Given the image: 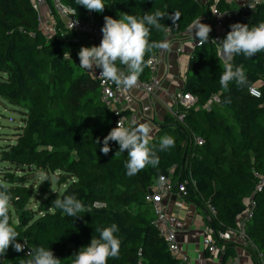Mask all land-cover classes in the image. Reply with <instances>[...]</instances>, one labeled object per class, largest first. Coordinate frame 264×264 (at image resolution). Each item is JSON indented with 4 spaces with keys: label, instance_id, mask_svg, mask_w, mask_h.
I'll return each mask as SVG.
<instances>
[{
    "label": "trees",
    "instance_id": "1",
    "mask_svg": "<svg viewBox=\"0 0 264 264\" xmlns=\"http://www.w3.org/2000/svg\"><path fill=\"white\" fill-rule=\"evenodd\" d=\"M61 1L83 20L92 13L101 27L105 16L119 19L127 13L142 17L157 9L181 13L174 25L171 20L162 21L173 33L187 31L200 17L213 23L214 7L233 13L224 38L234 23L252 27L264 21V0L254 10L229 0H104L102 13L90 12L75 0ZM47 3L52 7L53 0ZM58 25L57 33L46 37L30 0H0V72L4 74L0 97L20 107L24 115L20 130L0 147V161L11 164L0 170V181L7 183L12 196L10 224L19 233L17 242L26 241L22 252L10 246L5 262L20 264L28 258L30 248L43 246L50 248L61 264H72L74 254L88 246L93 235L98 236L95 228L116 223L119 232L115 235L121 240L119 258H109L107 264H190L173 255L145 198L159 177L167 175L176 183L185 181L182 194L206 211L213 233L236 228L246 210V198L253 196L256 206L246 232L254 246L247 248L253 264H264V183L257 190L264 176V52L248 59L234 56L230 62L244 66L248 84L238 88L233 82L225 89L219 77L223 64L229 61L221 58L211 35L205 44L196 46L181 89L183 94H193L195 102L174 105L182 120L168 112L157 124L150 146L157 150L158 167L148 166L129 177L124 167L127 153L118 152L116 142L109 141L107 155L100 151L118 119L101 101L99 80L78 65L80 48L98 44L87 33L67 30L60 21ZM167 35V30L152 28L149 39L163 41ZM149 76L146 67L139 78ZM253 85L260 87L261 97L249 94ZM216 94L219 103L201 108ZM2 135L0 139H4ZM164 136L174 138L175 144L160 151ZM197 137L203 139L202 144ZM37 171L46 175L47 181H32ZM67 195H75L91 213L74 218L55 208L54 200ZM210 207L216 209L215 214ZM239 245L243 244L221 242L220 264H228Z\"/></svg>",
    "mask_w": 264,
    "mask_h": 264
},
{
    "label": "clouds",
    "instance_id": "2",
    "mask_svg": "<svg viewBox=\"0 0 264 264\" xmlns=\"http://www.w3.org/2000/svg\"><path fill=\"white\" fill-rule=\"evenodd\" d=\"M76 5L83 6L90 12L102 13L105 9L104 0H75ZM181 13L179 11L168 13L159 9L154 12H145L142 17L123 13L119 19L111 16L104 17V25L101 28L102 39L98 46H82L78 52L79 66L89 72L95 73L100 69L99 76L110 80L117 88L132 90L137 87L139 77L144 69L151 64V60H145L146 55L159 49L162 53L170 50L167 41H151L150 31H166L169 26L162 23L163 20H171L176 24ZM77 22L73 24L75 27ZM226 38L218 41L222 54L227 61L223 64V72L219 77L222 88H229L230 83H235L238 88L248 84L244 66L234 65L232 58L243 55L246 59L252 58L257 53L264 52V21L249 27L248 24L234 23ZM191 32L200 45L209 41L212 28L209 24L202 23L201 17L188 25ZM213 41H217L213 39ZM123 66V70L117 64ZM230 102V101H228ZM150 126L133 121L129 126H124L120 120L116 127L112 128L103 139V147L100 151L107 155L111 148L109 141L119 145L118 152L127 153L128 160L124 167L129 177L138 174L146 167H158L160 158L157 150L150 146ZM99 144V139L96 140ZM175 144L174 138L164 136L159 143V150L166 151ZM41 179L47 181L48 177L41 174ZM11 193L7 183L0 181V258L6 256L11 246L16 252H22L26 248L24 243L17 242L19 233L10 224ZM54 207L62 210L69 217L81 218V213H91L84 203L75 195H67L54 200ZM97 235H93L90 244L82 247L75 255L72 264H107L109 258L118 259L121 240L115 235L119 232L116 223L108 227L95 228ZM20 264H61L50 248L43 246L30 248Z\"/></svg>",
    "mask_w": 264,
    "mask_h": 264
},
{
    "label": "built area",
    "instance_id": "3",
    "mask_svg": "<svg viewBox=\"0 0 264 264\" xmlns=\"http://www.w3.org/2000/svg\"><path fill=\"white\" fill-rule=\"evenodd\" d=\"M262 1L263 0H247L241 6L245 7L248 10H254L256 8V5ZM30 2L38 12V27L46 37H52L57 33V31L59 30L58 24L60 21L65 29L75 32L87 33L91 36L92 40L96 41L98 45L100 44V41L102 39V27L92 13H89L88 18L83 20L77 15L76 11L71 6L66 5L61 0H53L52 7L48 5L47 0H30ZM44 5L48 6L46 19H43L40 13V8ZM232 17L233 13L221 11L217 7L213 8V26L219 29V31L217 33H212L211 37L212 40H217L214 41V43L220 56L224 55L222 54L221 45L218 41L223 40L226 26L229 22H232ZM77 21L78 23H76L75 27H73V24ZM167 33V37L173 34L170 28L167 30ZM196 46H200L198 41H196ZM178 51H182L181 47L178 49ZM148 60H151V64L148 66L150 76L146 80H142L139 78L138 85L134 89L140 90L149 95H153L157 92V90L161 88L163 81L162 75H160L159 72V68L163 61L161 51L158 50L157 52L153 53L148 58ZM117 66L123 70L122 65L117 64ZM87 72L90 73L94 78L99 80L101 87V101L111 110V112H113V114H115V116H117V122L120 120V122L124 126H129L133 121L140 123L141 119L137 115L127 111L124 100L127 97L128 90L117 88V86L110 80L102 79L99 76L100 69H96L95 73L89 71ZM248 92L254 97L262 96V91L257 85L249 87ZM172 98L175 100V104L181 103L184 105L192 104L196 100V97L193 94H183L181 91L173 94ZM219 102L220 97L216 94L212 96L201 108L210 109L213 104H217ZM169 112L176 115L180 120L183 119V115L176 112L174 108H171ZM197 141L199 144L203 143V139L200 137H197ZM263 183L264 176H261L260 182L257 186V190L262 189L261 185ZM174 191H178L181 193L186 192L185 181L176 183L171 180L170 176L161 175L157 182L151 186L145 198L147 203L150 204L153 209L155 216V226L167 241L173 255L178 257L180 248L176 239V231L169 223L163 203V199L169 193ZM245 202L246 210L238 218L236 228L218 230L216 233H213L210 228L208 229L209 231L204 236L202 243L209 252L218 253L223 251L224 247L219 246L221 242H234L237 244L250 245L251 247L254 246V244L248 239L246 230L249 220L253 217V210L256 206V201L253 196H249L248 198H246ZM209 209L211 214L216 213V209L214 207H210ZM258 256L261 261H263V254L259 253ZM0 264H7L3 257L0 258Z\"/></svg>",
    "mask_w": 264,
    "mask_h": 264
},
{
    "label": "crops",
    "instance_id": "4",
    "mask_svg": "<svg viewBox=\"0 0 264 264\" xmlns=\"http://www.w3.org/2000/svg\"><path fill=\"white\" fill-rule=\"evenodd\" d=\"M247 0H232L241 6ZM202 23L209 24L212 31L218 32L219 29L213 26L205 18H201ZM163 41L170 44V50L161 52L163 56L162 64L159 68L162 75V85L153 95H149L140 90H128L124 102L127 111L137 115L141 121L151 127L150 137L157 134V124L175 105L173 94L181 91L184 85V76L191 53L194 51L196 39L188 30L183 33H173ZM181 47L182 51H178ZM225 61V56H221ZM186 67V68H185ZM164 207L170 225L176 231V239L179 244L180 252L178 258L190 264H220L222 259L221 252L212 253L207 250L202 241L209 231L206 211L197 207L194 203L188 202L181 192L174 191L163 199ZM253 264L252 256L247 245H239L236 248L235 256L228 260V264Z\"/></svg>",
    "mask_w": 264,
    "mask_h": 264
},
{
    "label": "rangeland",
    "instance_id": "5",
    "mask_svg": "<svg viewBox=\"0 0 264 264\" xmlns=\"http://www.w3.org/2000/svg\"><path fill=\"white\" fill-rule=\"evenodd\" d=\"M232 1V0H229ZM234 4V2H233ZM237 6V4H234ZM48 10V6L44 5L40 8V13L43 19H46V12ZM194 44H196L195 41H193ZM227 60H225L226 62ZM186 68V67H185ZM4 75L0 72V77ZM24 115L21 112V108L11 104L9 101H7L4 98L0 97V133H2L4 139H0V147L5 146L7 143H9V138H14V133L18 132L20 130V127L24 124ZM7 134V135H6ZM11 164L6 162L0 161V170L4 168H9ZM16 167H19L16 165ZM21 167V166H20ZM35 175V178L32 179L34 182H39L41 180V173L40 171H37ZM64 186V185H63ZM63 186L61 188H63ZM56 187L55 182L53 183V188ZM15 212V211H14Z\"/></svg>",
    "mask_w": 264,
    "mask_h": 264
}]
</instances>
